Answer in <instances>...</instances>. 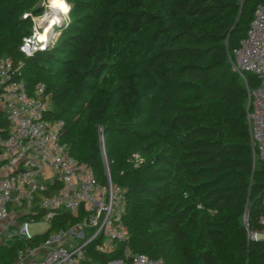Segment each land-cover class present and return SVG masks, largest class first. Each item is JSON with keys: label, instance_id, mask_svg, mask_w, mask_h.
<instances>
[{"label": "trees", "instance_id": "obj_1", "mask_svg": "<svg viewBox=\"0 0 264 264\" xmlns=\"http://www.w3.org/2000/svg\"><path fill=\"white\" fill-rule=\"evenodd\" d=\"M41 1L0 0V54L29 96L45 85V118L64 122L60 141L104 181L102 146L132 251L164 264H264V239L248 236L264 233V164L246 123L259 81L230 63L264 0H65L55 41L25 56ZM61 217L49 232L71 225ZM21 245L0 244V264ZM88 250L91 264L117 257Z\"/></svg>", "mask_w": 264, "mask_h": 264}, {"label": "built area", "instance_id": "obj_2", "mask_svg": "<svg viewBox=\"0 0 264 264\" xmlns=\"http://www.w3.org/2000/svg\"><path fill=\"white\" fill-rule=\"evenodd\" d=\"M43 18L36 25L31 17V34L19 46L25 56L49 45L48 36L44 42L37 36L46 25L51 26ZM230 63L244 82L246 74L259 81L255 88H247L246 123L253 162L264 164L263 4L256 5ZM18 72L12 59L0 54V110L9 122V130L0 133V244L14 239L22 243L13 264H91L88 249L93 244L100 254L117 253L106 264H164L128 246L123 222L127 199L124 190L111 181L102 146L104 181L60 141L64 122L45 118L51 109L45 85L37 83L29 96L24 83L15 78ZM261 200L264 207V193ZM64 215L71 218V225L49 232L52 222ZM39 223H46L47 229L30 233L29 226ZM259 223L264 226V215ZM40 236L44 237L35 240ZM248 236L264 239V233Z\"/></svg>", "mask_w": 264, "mask_h": 264}, {"label": "rangeland", "instance_id": "obj_3", "mask_svg": "<svg viewBox=\"0 0 264 264\" xmlns=\"http://www.w3.org/2000/svg\"><path fill=\"white\" fill-rule=\"evenodd\" d=\"M66 2V1H65ZM68 9H69V5L66 2ZM40 6L43 8V13L39 16H32L34 22L36 23V25H38V23L40 22V19L43 18V16H45L46 14H49L48 18H46V21H52V19L54 21H52L51 26L48 28V32H47V36H48V42L49 44L54 41V37L58 34V29L60 26H62V24L64 22H66L68 20V9L66 12H60V11H55L52 8L49 7V2L48 0H43L40 2ZM53 16V17H52ZM46 27V26H45ZM41 31V29L39 30ZM47 229V224L46 223H39L36 225H30L29 226V232L32 234L38 233L41 234L43 233L45 230ZM259 240V239H258Z\"/></svg>", "mask_w": 264, "mask_h": 264}, {"label": "bare ground", "instance_id": "obj_4", "mask_svg": "<svg viewBox=\"0 0 264 264\" xmlns=\"http://www.w3.org/2000/svg\"><path fill=\"white\" fill-rule=\"evenodd\" d=\"M48 2H49V7L52 8L53 10H55V11L66 12L67 9H68V6H67L65 0H48ZM49 14H50V13H49ZM49 14H46V15L44 16L43 20L46 21V18H48ZM51 14H54V13H51ZM51 14H50V15H51ZM52 17H53V16H52ZM48 19H49V18H48ZM52 21H54V20L52 19ZM52 21H48V22H51V24H52ZM48 22H47V24H48ZM49 27H50V26H47V25H46L45 30H44L43 32L37 34L38 38H39L42 42H44V41L46 40V38H47V32H48V28H49Z\"/></svg>", "mask_w": 264, "mask_h": 264}, {"label": "crops", "instance_id": "obj_5", "mask_svg": "<svg viewBox=\"0 0 264 264\" xmlns=\"http://www.w3.org/2000/svg\"><path fill=\"white\" fill-rule=\"evenodd\" d=\"M0 175H2V172H0ZM19 264H29V262L28 261H24V262L19 263Z\"/></svg>", "mask_w": 264, "mask_h": 264}]
</instances>
